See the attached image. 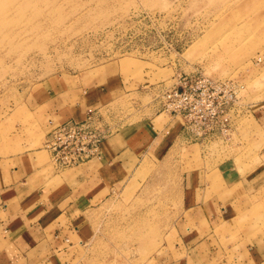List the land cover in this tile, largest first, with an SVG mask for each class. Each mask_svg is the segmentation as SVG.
Listing matches in <instances>:
<instances>
[{
	"label": "rangeland",
	"instance_id": "1",
	"mask_svg": "<svg viewBox=\"0 0 264 264\" xmlns=\"http://www.w3.org/2000/svg\"><path fill=\"white\" fill-rule=\"evenodd\" d=\"M262 53L264 0H0V155L44 147L59 120L47 114L49 100L76 86L110 83L106 104L134 125L158 111V95L179 76L233 81L237 98L212 118L214 134L147 159L115 191L84 261L177 260L180 184L193 171L206 199L225 206L206 214L227 219L223 235L233 243L258 244L264 264V62L255 61ZM220 169L250 193L220 178Z\"/></svg>",
	"mask_w": 264,
	"mask_h": 264
},
{
	"label": "crops",
	"instance_id": "2",
	"mask_svg": "<svg viewBox=\"0 0 264 264\" xmlns=\"http://www.w3.org/2000/svg\"><path fill=\"white\" fill-rule=\"evenodd\" d=\"M63 93L49 100L47 114L57 122L83 118L113 98L114 90L110 83H93ZM192 140L181 117L156 112L138 124H122L103 141L101 158L68 171L57 170L42 146L0 155V264H87L85 247L97 237L102 210L115 191L147 159H163L172 146ZM219 171L229 185L242 187L232 172ZM196 177L193 171L182 175L175 224L184 230V243L181 256L166 264H257L258 244L233 243V235H223L227 219L206 214L225 206L217 197L206 199L208 187Z\"/></svg>",
	"mask_w": 264,
	"mask_h": 264
},
{
	"label": "built area",
	"instance_id": "3",
	"mask_svg": "<svg viewBox=\"0 0 264 264\" xmlns=\"http://www.w3.org/2000/svg\"><path fill=\"white\" fill-rule=\"evenodd\" d=\"M255 61L264 62V53ZM239 87L233 81L212 80L203 75L179 76L171 88L158 95V111L182 118L183 127L193 139L214 134L212 118L224 112L237 98ZM214 114L209 116L208 111ZM122 123L109 104L90 108L83 118L52 122L44 147L57 170L83 166L102 156L103 141L117 132ZM227 130L223 129V132Z\"/></svg>",
	"mask_w": 264,
	"mask_h": 264
}]
</instances>
